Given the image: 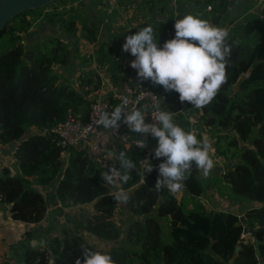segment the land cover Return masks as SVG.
I'll return each instance as SVG.
<instances>
[{"label":"trees","instance_id":"trees-1","mask_svg":"<svg viewBox=\"0 0 264 264\" xmlns=\"http://www.w3.org/2000/svg\"><path fill=\"white\" fill-rule=\"evenodd\" d=\"M238 2L190 0L187 11L199 13L215 26L228 18L229 23L222 25L228 29L236 20ZM241 2L245 4V0ZM49 4H55L54 10L44 21L40 12ZM47 5L15 14L0 29V143L11 146L20 170L13 175L6 167L0 170V199L9 204L14 219L38 222L50 202L40 187L53 184V196L62 207L89 204L90 211L82 228L62 227L60 234L49 237L48 248L41 245L28 250L25 263L75 264L77 257L83 259L82 249L87 248L110 254L115 264H264V0L254 13L244 15L228 30L237 53L234 61L232 52L229 58L226 90L203 110L191 105L184 112L197 118V138L212 144L214 163L226 161L218 175L232 194L242 198L246 205L242 215L253 235L243 234L236 211L212 209L201 203L204 184L198 170L187 179L185 194L152 189L158 177L157 165L152 172H145L143 183L138 161L145 150L136 145L114 141L102 163L72 147L64 161L50 125L65 115L85 119L100 82L98 72L91 69L81 72L78 88L69 81L78 50L76 41L85 39L82 63L93 55L98 60L108 58L113 75H117L124 57L119 44H109L98 36L96 22L90 21L89 26L85 21H64L63 12L67 11L56 12L62 0ZM56 19L60 22L58 33L54 30ZM32 20L38 29H32ZM145 26L126 29L122 38ZM154 30L159 45L173 37L164 27ZM159 88L155 91L162 106L179 111V94ZM174 120L187 130L185 115L177 112ZM201 128L206 129L207 136L202 137ZM155 147L156 141L148 137L147 150L153 152ZM119 151L127 152L137 166L127 184L117 182L114 187L101 179V173L105 162L109 166L116 163L111 153ZM28 177H33L32 186ZM121 187L130 197L126 205L113 198ZM177 207L184 214L180 222L169 218ZM118 210L126 223L117 222ZM253 237L258 241V255ZM209 244L211 252H207ZM48 249L53 254L51 262Z\"/></svg>","mask_w":264,"mask_h":264},{"label":"clouds","instance_id":"clouds-1","mask_svg":"<svg viewBox=\"0 0 264 264\" xmlns=\"http://www.w3.org/2000/svg\"><path fill=\"white\" fill-rule=\"evenodd\" d=\"M174 36L159 45L157 32L151 25L142 27L134 34L125 36L122 51L134 59L129 66L135 70L138 82L161 86L165 93L176 92L181 103L188 102L203 110L227 84V67L232 52L229 32L226 28L211 24L200 18L199 13L186 14L175 19ZM144 110L131 108L128 98H123L111 112L101 110L90 127L119 130L121 125L135 133L140 148L146 147L147 138L156 141L153 158L161 159L155 170L158 177L153 186L157 193L165 188L171 193L186 189V181L194 170L207 178L215 167L210 155L211 145L197 138L196 130H185L175 120L173 112L164 109L156 112L152 122L146 121ZM115 164L107 166L101 179L115 187L117 182L127 184L136 169L135 161L125 151L111 153ZM143 183L145 172L154 166L149 159L142 160ZM114 200L126 205L129 194L121 187ZM82 260L75 264H115L110 254L84 248Z\"/></svg>","mask_w":264,"mask_h":264},{"label":"crops","instance_id":"crops-1","mask_svg":"<svg viewBox=\"0 0 264 264\" xmlns=\"http://www.w3.org/2000/svg\"><path fill=\"white\" fill-rule=\"evenodd\" d=\"M63 2H73L75 0H62ZM78 6L81 7L83 13L86 11L91 21L98 25L97 33L104 42L117 45L125 41L122 34L126 29L136 27L140 24L151 25L153 28L170 29L174 25L176 19L182 18L189 14L187 11L190 0H77ZM237 4L240 5L235 13L234 19L243 18L241 15L248 8L245 4L241 5V0ZM111 2V3H110ZM64 5V3H63ZM102 11L103 18L99 17L98 12ZM232 11H229V15ZM113 14L111 20L107 16ZM245 15V14H244ZM226 18V17H225ZM125 19L128 24L122 25L120 22ZM235 21V20H234ZM108 25L106 28L104 25ZM223 27V20L219 23ZM124 27L122 33H118V28ZM228 28L227 30H229ZM101 30H103L101 32ZM111 32V34H109ZM109 34V35H108ZM119 45V52L124 57L131 55L122 51L123 43ZM75 61L72 63V70L75 72ZM71 72V77L72 73ZM79 73L75 75L78 77ZM149 82H144V85L149 86ZM151 85V84H150ZM147 87V86H146ZM148 87L152 90L160 89L159 86ZM156 92V91H155ZM157 93V92H156ZM159 93V92H158ZM187 128V124L185 126ZM186 130V129H185ZM30 131V129H28ZM11 146L0 143V170L8 168L10 175L20 174L18 161L12 156ZM215 167L207 178H203L204 192L202 197H211V204L208 206L212 209L236 211L242 215V201H234L229 194L228 186L223 183L218 175L226 167V161H216ZM199 171V170H198ZM33 177H28L29 185H33ZM44 196L50 200L43 218L38 222H26L14 219L11 216L9 204L0 199V264H26L24 261L25 253L35 247L43 245L44 241H48L52 235H58L62 227L78 230L82 227V223L88 212L90 205H81L75 207H62L53 196V184L41 186ZM228 210V208H227Z\"/></svg>","mask_w":264,"mask_h":264},{"label":"built area","instance_id":"built-area-1","mask_svg":"<svg viewBox=\"0 0 264 264\" xmlns=\"http://www.w3.org/2000/svg\"><path fill=\"white\" fill-rule=\"evenodd\" d=\"M111 3V2H110ZM106 21V19H104ZM168 36L173 35L175 30L173 28L165 30ZM134 59L130 56L124 58L120 63L117 75H113L109 71L108 75H101L99 73L100 82L96 95L93 97L88 106V112L85 119L67 117L62 121L50 125V132L58 137V143L63 150V159L66 161L69 150L76 147L85 151V154L98 163H102L107 155L108 147L114 141L121 143H130L139 147L137 139L139 135L129 132L126 126L121 125L119 130H104L103 128L90 127L98 118V113L101 110L111 112L112 109L121 103L123 98H128L129 106L133 109L139 108L145 111L146 121L152 122V118L159 110L167 109L162 106L159 95L152 89L146 87L144 82L136 80V73L129 66V62ZM191 106L190 103H182L179 111L186 116L187 131L195 129L197 118L192 114H184ZM169 110V109H168ZM175 117L176 111H172ZM202 137L205 136L203 131L205 128L200 129ZM148 138L146 147L142 148L145 153L138 161V169L140 173L143 172L144 162L142 160L149 159L153 166L160 163L159 159L153 158V152L147 150ZM140 148V147H139ZM107 163V162H105ZM104 163V164H105ZM243 236V234H241Z\"/></svg>","mask_w":264,"mask_h":264},{"label":"rangeland","instance_id":"rangeland-1","mask_svg":"<svg viewBox=\"0 0 264 264\" xmlns=\"http://www.w3.org/2000/svg\"><path fill=\"white\" fill-rule=\"evenodd\" d=\"M237 2V0H234V2ZM77 0L73 1V2H70V1H67V2H63L64 5H57L56 6V12H62V10H65L67 11L66 12H63V19L64 21L68 20L69 19H74L77 23H80V22H86L87 25H91L90 24V19L88 18L87 15H89L86 11L83 13L82 9L80 6H78L77 4ZM262 0H245V8L247 7L248 10L247 11H244L241 15L244 16L245 15H251L252 13H254L255 9L261 4ZM53 5L55 4H49L47 5L45 8H43V10L40 12L41 13V17H44V21H45V16L46 14H51L52 11L54 10L53 8ZM99 14V17L100 18H103V13L102 11L98 12ZM108 15V14H107ZM231 15V14H230ZM108 18H110L111 20L113 19V14H109L107 16ZM105 17L103 18L102 22L104 21ZM176 19V17H175ZM241 19V18H239ZM239 19L233 21L230 25H229V28L232 29L236 26V24L240 21ZM42 20V21H43ZM59 19H56V21H58ZM33 21V20H32ZM175 22V21H173ZM37 23V22H36ZM33 23L31 24V27L32 29L36 30L38 29V26L37 24ZM57 24H55L56 26L54 27V30L58 33L59 32V25H60V22H56ZM122 25H126L128 24V21H126L125 19H123L121 22H120ZM228 18L224 19L223 20V24H228ZM129 25V24H128ZM108 25H104V27L106 28ZM173 27V25L171 26ZM171 29V28H170ZM103 30H101L102 32ZM124 31V27L122 28H118L117 29V32L118 33H122ZM99 34V32L97 33ZM109 34H111V32H109ZM108 34V35H109ZM29 39V37H27ZM84 41L85 39L84 38H79L77 41H76V46H77V51L75 52V56L73 58V60L75 61L76 63V66H75V72L72 73V79H68L70 82H72V85L73 87L75 88H78V84H79V79L78 77H75V75L77 73H79V75L81 74V72L84 70V71H88V70H96L98 72V74L100 73L101 75H108L109 74V69H108V66H109V59L108 58H105V59H101V60H98L96 58L95 55H93V57L91 58L90 61H86L84 63L81 62L82 58H85L86 54L84 53V48H85V45H84ZM122 42V40H121ZM120 42V43H121ZM125 41H123L122 43H124ZM120 43H118L120 45ZM89 45L91 46V43H89ZM89 47V46H88ZM95 47V46H94ZM94 47H93V52H95L96 50H94ZM82 63V64H81ZM234 88V87H233ZM12 129V128H11ZM33 129V128H32ZM37 129V128H36ZM205 133V135L207 136V132L206 131H203ZM14 133V130H11L10 131V134H13ZM209 142V141H207ZM210 143V142H209ZM212 146V144H210ZM210 154H212L213 157H215V154L213 153V148L211 147V150H210ZM222 161V160H221ZM229 188V187H228ZM227 196H231V198L234 200V201H242V198L238 197V196H235L234 194H232L231 192H229V194ZM197 199H194L193 202H195ZM199 200L201 201V203H204V204H211L210 201L212 200V198L209 196H207L206 198L205 197H200ZM231 206L227 207L228 210H230ZM246 207V205L244 204L242 206V212H243V209ZM226 208V210H227ZM116 219H117V222L121 224L123 223H126L127 220H126V217L122 214L121 211H116ZM82 228V227H81Z\"/></svg>","mask_w":264,"mask_h":264},{"label":"water","instance_id":"water-1","mask_svg":"<svg viewBox=\"0 0 264 264\" xmlns=\"http://www.w3.org/2000/svg\"><path fill=\"white\" fill-rule=\"evenodd\" d=\"M53 0H0V29L5 25V23L13 17L15 14L26 10V9H35V8H40L48 3L52 2ZM229 43L231 41L229 40ZM232 60L234 61L236 59V53H237V47H235L232 43ZM97 49V45H95L94 50ZM227 85L222 87L221 90H226ZM68 115H65V118H67ZM234 135H236L235 131H232ZM107 166H109L108 163L104 164V169L107 170ZM184 194L186 193V190L182 191ZM182 216L184 214L181 212L180 207H177L174 212H172L169 216L171 220H175L177 222L181 221ZM239 221L243 227V234L249 233V234H254V230H252L247 222L245 221L243 215H239ZM253 242H254V249L256 254L258 255V241L255 237H253ZM46 248H48V241H44L42 243ZM207 252H211V246L210 244L208 245ZM48 253L50 255V262L52 261L53 254L48 249Z\"/></svg>","mask_w":264,"mask_h":264}]
</instances>
